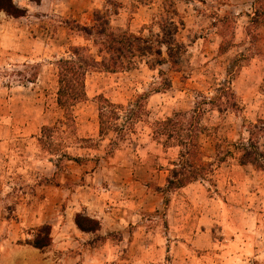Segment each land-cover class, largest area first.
I'll list each match as a JSON object with an SVG mask.
<instances>
[{"label":"rangeland","instance_id":"obj_1","mask_svg":"<svg viewBox=\"0 0 264 264\" xmlns=\"http://www.w3.org/2000/svg\"><path fill=\"white\" fill-rule=\"evenodd\" d=\"M13 2L21 15L0 11L5 264H25L11 256L22 246L33 249L28 264H264V166L233 151L209 175L168 189L181 148L154 134L155 121L191 113L206 95L215 97L200 119L206 163L220 142L233 149L253 129L264 152V0ZM96 12L109 13L116 31L165 30L180 53L155 69V55L126 71L90 69L70 126L57 103V61L75 46L97 57L78 31ZM143 96L144 114L124 138L100 133L101 97L129 108Z\"/></svg>","mask_w":264,"mask_h":264},{"label":"trees","instance_id":"obj_2","mask_svg":"<svg viewBox=\"0 0 264 264\" xmlns=\"http://www.w3.org/2000/svg\"><path fill=\"white\" fill-rule=\"evenodd\" d=\"M1 10L14 16L21 15L20 9L13 0H0ZM78 31L84 33L87 39L92 40V44L97 48V57L90 52L89 46H75L71 50V57H62L57 61L59 69L57 103L63 110L64 117L70 121V126L74 123L72 107L87 98L86 75L90 69L109 72L126 71L134 68L147 55L156 56L157 61H147L149 67L155 69L156 64L165 61L176 64L180 53V47L175 45L176 43L165 30L161 32L162 36L159 35L157 38L146 37L128 30L116 31L110 24L109 13L96 12L92 24L81 26ZM164 46L167 48V57H163ZM160 73L164 74L162 70ZM169 84L168 79H165L164 87ZM223 88L224 91L228 90V86H223ZM146 97H141L135 106L129 108L101 97L99 103L100 133L103 135L108 134L109 131H115L118 138H124L130 128L129 125L134 124L133 122L144 114L142 100ZM214 100L215 97L208 98L204 95L202 100L195 104L191 113H175L165 119L155 121L154 134L156 137L163 136L167 144L178 145L181 148L178 166L172 169V174L168 177V189L185 186L209 175L213 172L214 163L224 160L226 155L233 151L241 153L239 159L243 164L251 162L260 167L264 166V152L259 150L258 143L254 139L257 134L256 129H253L247 142H242L238 146L234 145L233 149L230 143L222 145L220 142L217 146L216 157L213 161L205 162L201 137L206 127L201 124L200 119L206 110L204 105L211 104ZM120 119L123 122L120 123ZM261 129L264 130V126ZM77 223L86 230L94 229V225L85 226L80 216L77 218ZM32 244L35 247L44 248L50 244V241H35Z\"/></svg>","mask_w":264,"mask_h":264},{"label":"crops","instance_id":"obj_3","mask_svg":"<svg viewBox=\"0 0 264 264\" xmlns=\"http://www.w3.org/2000/svg\"><path fill=\"white\" fill-rule=\"evenodd\" d=\"M33 249L29 246H22L19 247L17 249H15L14 251L11 252V256H12V260H14V262L16 263L19 259L23 260V262L25 264H28L30 262L29 257L27 254H25L24 252H30ZM5 252H4V248L2 243H0V262L1 264H5Z\"/></svg>","mask_w":264,"mask_h":264}]
</instances>
